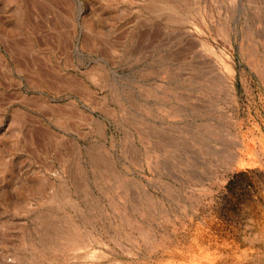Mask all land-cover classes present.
<instances>
[{
    "label": "rangeland",
    "instance_id": "1",
    "mask_svg": "<svg viewBox=\"0 0 264 264\" xmlns=\"http://www.w3.org/2000/svg\"><path fill=\"white\" fill-rule=\"evenodd\" d=\"M0 264H264V0H0Z\"/></svg>",
    "mask_w": 264,
    "mask_h": 264
},
{
    "label": "bare ground",
    "instance_id": "2",
    "mask_svg": "<svg viewBox=\"0 0 264 264\" xmlns=\"http://www.w3.org/2000/svg\"><path fill=\"white\" fill-rule=\"evenodd\" d=\"M201 15V14H200ZM202 16V15H201ZM201 16H200V18H201ZM202 19V18H201ZM203 21V20H202ZM201 21V22H202ZM204 23V22H203ZM205 48H206V50L207 51H212L211 50V47L206 43L205 44ZM2 58V57H1ZM224 62V61H223ZM226 64H228L227 62H226ZM224 65V68H225V70L228 72V73H230V69L231 68H229V66L228 65ZM38 68V67H37ZM42 74H40L39 72H37L36 71V73L34 74V76H35V78H36V80H37V82H39V83H41V81L43 80V77L41 76ZM75 79V78H74ZM73 79V80H74ZM52 80V79H51ZM72 80V81H73ZM67 81H68V78H67ZM69 81H71V79H69ZM44 82V81H43ZM65 82V81H64ZM61 83V82H60ZM78 83V82H77ZM55 84V83H54ZM72 84V83H71ZM75 84V83H74ZM50 85V84H49ZM73 85V84H72ZM71 85V86H72ZM37 133V132H36ZM43 133V132H42ZM45 134V133H44ZM75 238V237H74ZM100 239V238H99ZM72 243H73V245H75L76 243V240L75 239H72ZM39 244H40V242H39ZM104 244V243H103ZM37 246V245H36ZM41 247H43V246H41ZM38 248V247H37ZM47 249V248H46ZM46 249H44V248H40L38 251H36V252H38V254L40 255H42V253H44L45 254V250ZM74 249V248H73ZM76 250V249H75ZM97 250V249H96ZM52 253H57V252H59V251H62V247H61V245H58L57 243H54V245H53V247H52ZM83 251V250H82ZM85 252H87V251H85ZM51 253V252H50ZM88 253V252H87ZM47 255V254H46ZM99 256V253H92V252H90V254H86L85 256H84V258L85 259H94V258H96V257H98ZM40 257V256H39ZM44 257V256H43ZM97 259V258H96ZM97 261V260H96Z\"/></svg>",
    "mask_w": 264,
    "mask_h": 264
}]
</instances>
